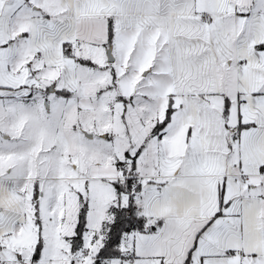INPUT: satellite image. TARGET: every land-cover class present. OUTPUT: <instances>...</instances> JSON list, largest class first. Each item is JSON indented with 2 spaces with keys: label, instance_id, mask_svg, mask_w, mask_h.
Returning a JSON list of instances; mask_svg holds the SVG:
<instances>
[{
  "label": "snow or ice",
  "instance_id": "6c2138e0",
  "mask_svg": "<svg viewBox=\"0 0 264 264\" xmlns=\"http://www.w3.org/2000/svg\"><path fill=\"white\" fill-rule=\"evenodd\" d=\"M0 264H264V0H0Z\"/></svg>",
  "mask_w": 264,
  "mask_h": 264
}]
</instances>
